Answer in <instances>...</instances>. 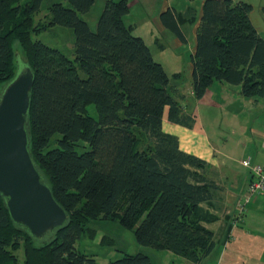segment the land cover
Wrapping results in <instances>:
<instances>
[{
    "label": "trees",
    "instance_id": "trees-1",
    "mask_svg": "<svg viewBox=\"0 0 264 264\" xmlns=\"http://www.w3.org/2000/svg\"><path fill=\"white\" fill-rule=\"evenodd\" d=\"M42 1L0 0V88L14 76L17 60L33 70L28 148L68 222L39 242L11 220L0 194V264H101L75 247L87 222L97 218L117 220L142 246L201 263L215 240L201 224L209 214L200 204L218 186L207 175L208 163L163 130L165 114L186 127L194 118L183 111L171 77L143 38L124 23L128 0H104L94 30L79 13L95 0L52 3L38 27L33 16ZM251 10L241 0H204L198 18L172 7L159 13L180 42L186 39L178 19L196 24L190 54L196 99L216 82L239 85L250 103L264 97V37ZM55 25L73 30L72 59L32 39ZM80 142L88 149L77 151ZM105 264L152 262L138 252Z\"/></svg>",
    "mask_w": 264,
    "mask_h": 264
},
{
    "label": "rangeland",
    "instance_id": "rangeland-1",
    "mask_svg": "<svg viewBox=\"0 0 264 264\" xmlns=\"http://www.w3.org/2000/svg\"><path fill=\"white\" fill-rule=\"evenodd\" d=\"M203 1L129 0V13L123 17L124 23L133 26L132 33L143 38L151 50L153 58L162 64L169 75L173 72H180V77H171L170 83L171 85L179 86L184 92L187 91L189 84L187 75L190 77V54L192 47H194V25L188 21H181L182 26L180 27L185 34L186 40L177 45V40L179 39L172 31L159 22L158 16L166 7H172L181 15L186 16L193 13L198 18ZM241 1L256 5L258 8L261 0ZM56 2H61L64 6L69 7V3L65 0H43L39 11L33 16L34 22L38 27L40 24L46 23L49 18V6ZM103 4L104 0H95L88 12L79 13V16L88 22L92 30L96 27ZM254 16L260 17L255 14ZM155 20H158L161 24L160 27L157 26V21ZM261 35L264 37V34ZM32 39L40 40L50 47L59 49L69 58H73L74 33L71 28L55 25L45 31L34 34ZM159 46H163V49ZM211 90L201 99H195L192 104V111L198 121L197 126L203 127L204 132L207 133L215 146H218L221 150H224V146H226L228 153H231V151L235 153L242 148V146L237 145L238 141H245L247 144L249 140L252 141L251 138L254 136H251L250 130L253 124L252 121L257 118H252L251 113L246 111L238 113L237 116L239 118H236L237 116H234L232 114L233 111L229 108H224L222 105L209 104V102L213 101L220 104L218 98L210 95ZM87 113L97 118V112L93 105L87 106ZM240 119L241 122H239ZM55 136L58 135L56 134ZM139 147L141 148V145ZM76 149L81 152L88 149V145L80 142ZM243 157L248 158L249 156L242 151H238L234 158ZM75 247L101 264L116 260L124 253L135 254L138 252L148 255L152 264H186V260L179 255L166 250H157L140 245L137 243L133 231L123 227L114 219L97 218L88 221L84 234L76 239ZM17 254L21 261L23 258L22 250H19Z\"/></svg>",
    "mask_w": 264,
    "mask_h": 264
},
{
    "label": "crops",
    "instance_id": "crops-1",
    "mask_svg": "<svg viewBox=\"0 0 264 264\" xmlns=\"http://www.w3.org/2000/svg\"><path fill=\"white\" fill-rule=\"evenodd\" d=\"M128 5L130 10L129 0ZM178 14L181 15L179 12ZM254 14L260 17H255ZM250 19L259 34H264V0L259 2L258 8L256 5H252ZM155 21L160 27L161 24L158 20ZM178 21L182 26L180 18ZM192 25H194L193 32L195 34L196 24ZM177 43L179 45L181 42L177 40ZM159 47L163 49V46ZM193 49L194 47L191 49L192 52ZM180 75V72H173L169 76L176 78ZM187 77L189 78L187 91L184 92L179 86H175L174 96L182 105L185 114L192 116L194 121L191 127H186L170 122L165 114L162 127L164 131L178 137L179 147L183 151L208 163L207 175L218 186L213 197L200 204V207L209 214L201 224L213 232L215 247L198 264H264V191L247 204L244 213H239L238 204L251 181V173L240 163L244 157L234 158L238 151H242L253 162L264 165V97L256 103H250L240 94L239 85L216 82L211 86L210 95L218 98L220 104L215 101L209 102V104L229 108L233 111L234 116L242 113L241 111H246L251 113L252 118H257L252 121L250 130L251 136H254L251 138L252 141L249 140L248 144L245 141H238L237 145L242 148L235 153L233 151L228 153L226 146H224V150L215 146L207 133L204 132L203 127L197 126L198 121L192 111V104L196 98L191 88L189 75ZM260 113L261 115H259ZM185 260L186 264H195Z\"/></svg>",
    "mask_w": 264,
    "mask_h": 264
},
{
    "label": "water",
    "instance_id": "water-1",
    "mask_svg": "<svg viewBox=\"0 0 264 264\" xmlns=\"http://www.w3.org/2000/svg\"><path fill=\"white\" fill-rule=\"evenodd\" d=\"M33 70L17 71L0 88V194L11 220L41 242L64 227L68 215L35 166L28 148Z\"/></svg>",
    "mask_w": 264,
    "mask_h": 264
},
{
    "label": "built area",
    "instance_id": "built-area-1",
    "mask_svg": "<svg viewBox=\"0 0 264 264\" xmlns=\"http://www.w3.org/2000/svg\"><path fill=\"white\" fill-rule=\"evenodd\" d=\"M240 163L251 173V181L238 204V211L242 214L246 211L247 204L264 191V165L253 162L249 157L242 159Z\"/></svg>",
    "mask_w": 264,
    "mask_h": 264
}]
</instances>
